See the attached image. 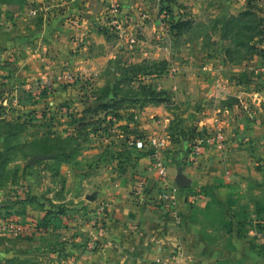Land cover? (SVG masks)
Masks as SVG:
<instances>
[{"label":"rangeland","instance_id":"obj_1","mask_svg":"<svg viewBox=\"0 0 264 264\" xmlns=\"http://www.w3.org/2000/svg\"><path fill=\"white\" fill-rule=\"evenodd\" d=\"M234 108L264 124V0H0V264H190L188 225L206 239L226 219L176 179L217 146L202 122ZM163 136L165 148L136 146ZM102 189L117 206L181 217L184 256L172 245L166 260L99 258Z\"/></svg>","mask_w":264,"mask_h":264},{"label":"crops","instance_id":"obj_2","mask_svg":"<svg viewBox=\"0 0 264 264\" xmlns=\"http://www.w3.org/2000/svg\"><path fill=\"white\" fill-rule=\"evenodd\" d=\"M202 123L208 128L219 129L211 133L208 139V143L217 146L212 144L205 148L208 152L206 161L200 156L202 161L193 163L184 173L191 181V188L199 189L198 203L207 205V214L210 215V208L217 209L212 215H220L226 222L221 227L217 225V231H211L215 229L209 227L210 235L206 239L201 237L198 224L188 225L193 232L192 242H196L194 252H186L189 258L194 259L190 264H240L244 258H258V264H264V255H257L253 251V246L260 244L259 236L264 233V206L261 203L257 206L256 202L251 201L255 200L253 195L260 193L257 191L259 183L264 188V162L258 166V158L264 157V124L249 121L236 108L226 110L221 116L211 114ZM219 134L222 139L218 138ZM218 147L222 151L216 150ZM177 155L185 157L187 153L182 150ZM252 188L256 190L249 191ZM222 197L225 201L220 205L217 200ZM114 199L104 189L96 195V204L104 200L111 203L109 228L107 226L106 229L110 237L103 238L105 250L99 258H117L120 262L129 261L130 258H143L149 262L157 258L166 260L170 258L168 249L172 245L180 247L176 258L184 256L181 252L189 245L184 240L189 227H185L181 217L175 226L171 216H163L151 204L137 208L130 202L122 206L126 210L132 209V213L126 217L123 208L117 206ZM246 215L249 216L248 223L240 219Z\"/></svg>","mask_w":264,"mask_h":264},{"label":"built area","instance_id":"obj_3","mask_svg":"<svg viewBox=\"0 0 264 264\" xmlns=\"http://www.w3.org/2000/svg\"><path fill=\"white\" fill-rule=\"evenodd\" d=\"M218 138L222 139V136L219 134ZM167 145H168L167 137H164V136L163 137H150L147 139L145 138L139 139L136 142V146L140 150L151 149V148L162 149V148H165ZM158 167H159L160 175H164L165 168L162 162L158 163ZM174 192H176V190H174ZM259 241H260V244L264 245V233L259 236Z\"/></svg>","mask_w":264,"mask_h":264},{"label":"water","instance_id":"obj_4","mask_svg":"<svg viewBox=\"0 0 264 264\" xmlns=\"http://www.w3.org/2000/svg\"><path fill=\"white\" fill-rule=\"evenodd\" d=\"M43 157L36 156L29 163L30 165H34L38 160H41ZM176 182L180 188L186 189L191 185V181L183 175L182 169L179 170V174L177 176Z\"/></svg>","mask_w":264,"mask_h":264},{"label":"trees","instance_id":"obj_5","mask_svg":"<svg viewBox=\"0 0 264 264\" xmlns=\"http://www.w3.org/2000/svg\"><path fill=\"white\" fill-rule=\"evenodd\" d=\"M253 16H255V13L247 11V12H243V13L239 14L236 17H231L230 19H232V20L234 19L233 21L240 22L244 17H253ZM246 27H248V26H246ZM254 29H258V26H255Z\"/></svg>","mask_w":264,"mask_h":264}]
</instances>
